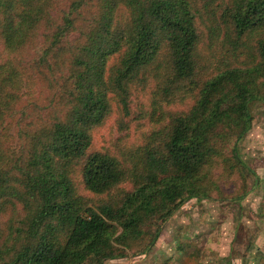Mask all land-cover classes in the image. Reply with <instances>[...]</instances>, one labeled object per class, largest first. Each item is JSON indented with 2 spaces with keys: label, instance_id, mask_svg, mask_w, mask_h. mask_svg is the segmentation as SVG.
<instances>
[{
  "label": "trees",
  "instance_id": "obj_1",
  "mask_svg": "<svg viewBox=\"0 0 264 264\" xmlns=\"http://www.w3.org/2000/svg\"><path fill=\"white\" fill-rule=\"evenodd\" d=\"M219 18L230 41L214 40L227 41L224 54L227 43L248 48L249 67L202 76V26L218 37ZM0 45V222L7 216L14 235L0 245V264H104L141 239L146 250L186 201L218 188L215 166H246L238 146L262 99L264 0H0ZM31 46L39 50L28 72ZM41 83L54 116L11 136L23 96ZM150 88L167 121L128 154L131 168L91 150L115 105L126 110L133 90ZM188 94L190 108L178 102ZM77 176L95 193L127 177L135 188L117 206L94 205Z\"/></svg>",
  "mask_w": 264,
  "mask_h": 264
},
{
  "label": "rangeland",
  "instance_id": "obj_2",
  "mask_svg": "<svg viewBox=\"0 0 264 264\" xmlns=\"http://www.w3.org/2000/svg\"><path fill=\"white\" fill-rule=\"evenodd\" d=\"M62 8L68 9V2L64 1L58 8L54 7L53 16L58 18ZM90 9L93 14H97V8L92 2ZM123 12L126 13V10ZM219 22L220 33L214 38L202 26L203 38L198 54L202 76L214 75L231 66H243L244 69L249 67L243 64L250 57L248 48L243 50L242 47H237L231 52L228 50L230 44L227 43L225 54L222 52V45L230 40L225 34L226 29L220 18ZM77 35L76 33L72 37ZM42 38L38 35L35 41L41 42ZM214 39L219 42L227 41L218 43ZM1 49L0 45V51ZM38 50L31 46L24 56L28 72L31 71L33 58H38ZM4 55L6 56L2 53L1 57ZM250 68L257 70L255 66ZM52 76L58 78L60 75ZM257 82L258 88L263 87L262 99L253 102L252 127L238 146L246 166L235 165L232 170L215 166V171H211L209 176L215 177L218 188L211 191L207 197L186 201L171 218L164 223L160 221L162 230L153 246L144 250L149 239L133 241L131 247L126 250V256L109 259L104 264H252L248 258L254 256H258L260 263L264 264V74L259 76ZM33 91L32 94L25 93L19 104L18 115L13 118L19 125L9 127L11 136H16L17 131L24 127L22 122L39 119L46 121L54 116L51 108L44 107L46 101H50L43 95L48 92L46 84L35 85ZM153 98L155 95L151 88L135 89L126 110H120L115 103L113 112L94 132L91 150L110 153L123 165L131 168L132 160L128 158V154L137 151V148L144 145L153 132L161 130L167 121L160 108L155 113ZM32 101H35L36 105H32ZM178 102L190 108L193 105L192 95L188 94ZM233 144L224 143L222 151L226 155H233ZM236 162L235 160L234 163ZM77 177L80 181V176ZM79 188L94 205L108 203L117 206L124 195L135 188V184L127 177L104 193L92 192L84 183ZM6 220L7 216L4 217V222H0L1 247L11 242L14 237L12 233L7 234L9 225Z\"/></svg>",
  "mask_w": 264,
  "mask_h": 264
},
{
  "label": "crops",
  "instance_id": "obj_3",
  "mask_svg": "<svg viewBox=\"0 0 264 264\" xmlns=\"http://www.w3.org/2000/svg\"><path fill=\"white\" fill-rule=\"evenodd\" d=\"M257 257L258 256H254L253 258H248V259L252 262V264H257V263L261 264ZM241 264H242V262H241Z\"/></svg>",
  "mask_w": 264,
  "mask_h": 264
}]
</instances>
